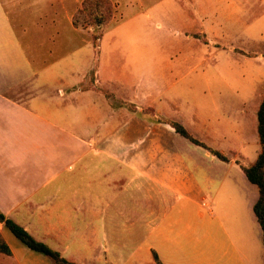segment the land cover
Returning <instances> with one entry per match:
<instances>
[{
	"label": "crops",
	"instance_id": "obj_1",
	"mask_svg": "<svg viewBox=\"0 0 264 264\" xmlns=\"http://www.w3.org/2000/svg\"><path fill=\"white\" fill-rule=\"evenodd\" d=\"M110 1L121 12L141 4ZM57 3L0 0V212L76 264H155L154 254L162 264H264L256 186L171 123L222 153L235 146L216 142H239L241 130L216 109L185 108V92H169L175 81L154 75L148 45L133 74L102 53L104 27L93 40L99 27L74 26V7ZM238 180L253 234L212 208ZM2 234L10 253L0 264H51Z\"/></svg>",
	"mask_w": 264,
	"mask_h": 264
},
{
	"label": "rangeland",
	"instance_id": "obj_2",
	"mask_svg": "<svg viewBox=\"0 0 264 264\" xmlns=\"http://www.w3.org/2000/svg\"><path fill=\"white\" fill-rule=\"evenodd\" d=\"M21 1L28 6L37 2ZM58 1L60 9L61 3L65 7L72 5L74 12L82 9L83 1L78 7L67 0ZM120 7L114 9L112 5L108 23L86 25L99 27L91 34L93 40L104 27L102 53L115 55L120 65L138 74L145 63V59L141 60L144 45H148L154 51V75L175 81L169 92L184 91L185 108L216 109L217 117H225L233 130H241L239 142H216L215 147L226 150L235 146L223 154L239 169L251 164L259 150L256 110L264 97V0H141V4L133 2L122 12ZM183 57L185 65L177 66ZM203 153L199 148L196 155L205 165ZM237 182L238 189L221 188L212 208L228 220L239 221L237 230L253 234L255 227L239 189L242 183ZM256 228L259 231L257 225ZM2 233L17 241L0 224L3 238ZM259 244L262 248L260 241Z\"/></svg>",
	"mask_w": 264,
	"mask_h": 264
},
{
	"label": "trees",
	"instance_id": "obj_3",
	"mask_svg": "<svg viewBox=\"0 0 264 264\" xmlns=\"http://www.w3.org/2000/svg\"><path fill=\"white\" fill-rule=\"evenodd\" d=\"M82 9L74 12L72 23L76 27L85 28L91 22L93 24L101 25L109 21L111 16V1L110 0H83ZM80 17L79 22L78 18ZM87 20V21H86ZM108 23V22H107ZM87 28V27H86ZM171 126L175 132L190 140L192 143L207 149L212 155L221 161H228L226 155L217 149L206 146L203 142L191 136L187 130L177 122H172ZM256 136L259 144V150L255 160L247 165L242 166L246 179L254 184L257 188L258 197L252 206V212L261 230L262 245L264 249V97L261 99L256 110ZM0 224L6 228L12 235L24 244L29 249L40 252L46 255L51 264H76L62 258L58 252L51 250L45 244L36 241L30 236L21 226L13 222L11 219L6 218L0 212ZM0 253L9 254V247L5 240L0 236ZM155 264H162L154 254Z\"/></svg>",
	"mask_w": 264,
	"mask_h": 264
}]
</instances>
